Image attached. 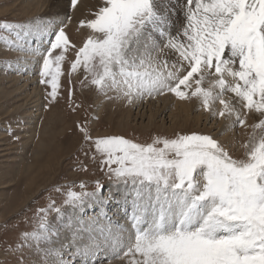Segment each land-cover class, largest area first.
<instances>
[{"label":"snow or ice","instance_id":"obj_1","mask_svg":"<svg viewBox=\"0 0 264 264\" xmlns=\"http://www.w3.org/2000/svg\"><path fill=\"white\" fill-rule=\"evenodd\" d=\"M52 16L0 24L15 37L5 42L23 57V71L43 86L45 110L65 98L75 111L79 83L128 105L195 99L208 123L224 121L231 135L139 141L77 124L87 146L79 170L94 165L100 175L90 190L73 182L79 191L69 187L60 206L42 209L6 257L29 248L37 264H264V0H93L87 15L83 0H67L63 16ZM70 23L86 32L79 42ZM62 85H72L63 97ZM113 202L124 225L108 216ZM51 213L68 217L70 238L53 231Z\"/></svg>","mask_w":264,"mask_h":264},{"label":"rangeland","instance_id":"obj_2","mask_svg":"<svg viewBox=\"0 0 264 264\" xmlns=\"http://www.w3.org/2000/svg\"><path fill=\"white\" fill-rule=\"evenodd\" d=\"M25 2L0 0V24L28 23L39 18ZM64 4H67V0ZM52 14L43 19H52ZM68 32L77 42L86 35L83 30L78 32L71 23ZM6 39L14 40L15 37L11 31L0 29V264L5 259L10 264H15L16 259L37 264L38 257L29 248L24 249L22 256L17 254L16 257H6L3 249L21 243V234L33 230L34 219L41 214V210L46 209L51 202L60 206L69 187L79 191L73 182L78 185L81 180L88 181L90 190L91 181L100 175L94 165L89 166L87 174L79 170L77 160L84 162L87 159L82 150L87 146L80 138L77 124L87 125L94 135L124 133L139 141H146L157 134L172 136L174 132L211 131L223 140L231 135L225 129L224 121L208 123V114L200 110L199 102L195 99L187 102L192 109L187 117L176 107L173 109L175 105L168 102V109L164 101H157L164 97L145 100L140 106L128 105L123 101H108L98 97L93 89H81L79 83H75L73 100L80 107L75 111L68 107L69 102L65 98H61L59 105L50 111L45 110L41 107L42 103H46L42 99L43 86L38 87L34 81H29V72L19 71L22 56L5 42ZM31 45L36 47L37 41L33 39ZM61 79L64 80L63 77ZM68 87L72 85H62V97L66 96ZM34 88H37L36 94ZM43 145L45 149L41 151ZM30 169L34 171L30 177L33 180L31 184L24 175ZM27 185L31 194L24 193ZM108 191L105 181V194ZM120 195L119 191H115L117 200ZM118 206L121 204L111 203L108 216L124 225V215H110ZM95 211L91 210L88 215H95ZM49 219L55 226L53 231L59 230L61 239L65 235L71 237L70 230L65 226V223H69L67 216L63 218L64 223L56 218L55 213L49 214ZM70 223L73 228L79 227L74 221Z\"/></svg>","mask_w":264,"mask_h":264},{"label":"bare ground","instance_id":"obj_3","mask_svg":"<svg viewBox=\"0 0 264 264\" xmlns=\"http://www.w3.org/2000/svg\"><path fill=\"white\" fill-rule=\"evenodd\" d=\"M24 1H26L25 3L27 4H29V5H27L28 7H30L32 10H34V13L35 14H38V16H39V18H41V19H43L46 15H49V14H51V13H54V12H56V11H60V14H61V16H63V9H64V7L66 6L64 3H65V0H24ZM92 2H93V0H83V12H84V14L85 15H87V13H88V11H89V9H90V7H91V4H92ZM49 5V6H48ZM78 16H79V14H77ZM48 19V18H47ZM46 19V20H47ZM25 67V65H24V62H23V57H22V59H21V61H20V66H19V71H22L23 72V68ZM30 74V78H29V81H34V83L36 84V79L34 78L35 77V75H33V74H31V73H29ZM17 79V78H16ZM33 83V84H34ZM31 85H32V83H31ZM30 85V86H31ZM26 86V85H25ZM33 92H34V94H36V92H37V88H34L33 89ZM158 98V97H157ZM156 98V99H157ZM157 101H164V105L166 106H168V109H170V105H175L174 106V108L173 109H175V107H176V109H177V111H179V112H181V113H184L185 115H187V117H189L190 116V113H191V105H190V103H180V102H178V101H176L174 98H170V97H164V98H162V99H157ZM172 101H174L173 103H172ZM147 102H149V101H147ZM168 102H169V104H168ZM136 105H138V106H140L141 105V103H136ZM172 108V107H171ZM120 111V110H119ZM164 111H168V110H164ZM28 112V111H27ZM122 112V111H121ZM203 113V112H202ZM164 114V113H163ZM206 114V113H205ZM207 116V115H206ZM198 118H200V116H197ZM196 118V117H195ZM225 125V124H224ZM187 126V125H186ZM184 127H185V125H184ZM224 131H226V130H224ZM43 141V140H42ZM44 142V141H43ZM43 142H42V144H43ZM45 144V143H44ZM46 145H47V143H46ZM39 146V145H38ZM38 148V147H37ZM41 151H43L44 149H45V147H44V145L43 146H41ZM51 149V148H50ZM40 151V150H39ZM39 151H37V152H39ZM49 151V150H48ZM46 152V151H45ZM49 153V152H48ZM37 154V153H36ZM53 154V153H52ZM39 155V154H38ZM49 155H47V157H48ZM35 157H36V155H35ZM37 158V157H36ZM34 174V171H32V169H30L29 171H26L25 173H24V175H25V178L26 177H28V181L30 182V184H31V181H33L32 180V178H30L32 175ZM25 194H31L30 193V190H29V186L27 185V187L25 188ZM28 199V198H27ZM25 201H27V200H25ZM22 203H24V201L22 202ZM129 211H130V209H129ZM114 213V214H113ZM120 214V216H122V215H124V213H123V209L121 208V206H118L117 208L115 207L113 210H112V212H110V215H112V216H115V215H119Z\"/></svg>","mask_w":264,"mask_h":264}]
</instances>
